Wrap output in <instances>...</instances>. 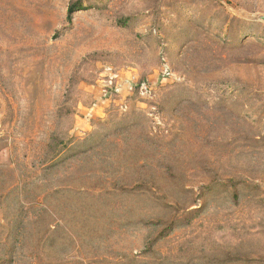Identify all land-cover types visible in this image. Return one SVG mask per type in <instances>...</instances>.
<instances>
[{
	"label": "rangeland",
	"instance_id": "1",
	"mask_svg": "<svg viewBox=\"0 0 264 264\" xmlns=\"http://www.w3.org/2000/svg\"><path fill=\"white\" fill-rule=\"evenodd\" d=\"M260 15L0 0V264H264Z\"/></svg>",
	"mask_w": 264,
	"mask_h": 264
},
{
	"label": "trees",
	"instance_id": "2",
	"mask_svg": "<svg viewBox=\"0 0 264 264\" xmlns=\"http://www.w3.org/2000/svg\"><path fill=\"white\" fill-rule=\"evenodd\" d=\"M76 10L74 9V7H70L69 9H68V14H67V19L68 20H70L71 19V17H72V14L75 12ZM104 141H107V138H105V139H103V143H106V142H104ZM88 142H84V143H80V146H87V145H90V144H87ZM61 144H64L63 143V141L61 142ZM91 146V145H90ZM64 147H66V146H64ZM85 148H87V147H85ZM80 151H82V150H80ZM145 161H146V159H145ZM145 166V165H144ZM141 166H139V168H140ZM142 168V170H143V166L141 167ZM4 186V182H3V180L2 179H0V199H4V196H3V189L4 188H2ZM128 185H121V186H119V187H117V188H115V191H117V192H119L120 194H122L123 196H127V195H129V196H132V197H134L133 199H137V200H141L142 198H144L145 199V197H147V195H149L151 198H154V196L153 195H150V194H153L151 191H150V187H148V188H146V187H144L143 185L142 186H140V185H138V186H136V184L134 185V187H130L131 189H128V187H127ZM139 190V191H138ZM57 192H58V190H57ZM106 194H109L108 192L106 193ZM13 251L11 250V252L8 254V263H9V261H10V259H12L13 258ZM134 264H137V262H134Z\"/></svg>",
	"mask_w": 264,
	"mask_h": 264
},
{
	"label": "water",
	"instance_id": "3",
	"mask_svg": "<svg viewBox=\"0 0 264 264\" xmlns=\"http://www.w3.org/2000/svg\"><path fill=\"white\" fill-rule=\"evenodd\" d=\"M256 20L261 21L264 23V15H260L256 18Z\"/></svg>",
	"mask_w": 264,
	"mask_h": 264
},
{
	"label": "built area",
	"instance_id": "4",
	"mask_svg": "<svg viewBox=\"0 0 264 264\" xmlns=\"http://www.w3.org/2000/svg\"><path fill=\"white\" fill-rule=\"evenodd\" d=\"M109 81H111L112 80V77H109V79H108Z\"/></svg>",
	"mask_w": 264,
	"mask_h": 264
}]
</instances>
